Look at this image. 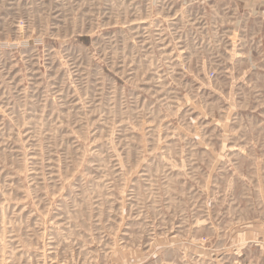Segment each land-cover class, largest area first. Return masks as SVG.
Listing matches in <instances>:
<instances>
[{"label":"rangeland","instance_id":"1","mask_svg":"<svg viewBox=\"0 0 264 264\" xmlns=\"http://www.w3.org/2000/svg\"><path fill=\"white\" fill-rule=\"evenodd\" d=\"M235 5L0 0V264H264V20Z\"/></svg>","mask_w":264,"mask_h":264},{"label":"crops","instance_id":"2","mask_svg":"<svg viewBox=\"0 0 264 264\" xmlns=\"http://www.w3.org/2000/svg\"><path fill=\"white\" fill-rule=\"evenodd\" d=\"M234 3L237 4L234 9L235 15L240 18V29L243 31L254 30V23L249 21L258 20V24H260V19L264 20V0H234ZM235 23L238 25L237 21Z\"/></svg>","mask_w":264,"mask_h":264}]
</instances>
